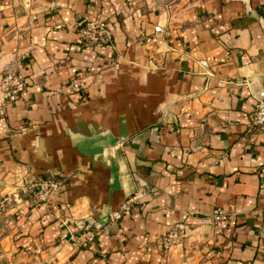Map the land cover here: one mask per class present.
Instances as JSON below:
<instances>
[{
	"label": "crops",
	"instance_id": "0c3cea01",
	"mask_svg": "<svg viewBox=\"0 0 264 264\" xmlns=\"http://www.w3.org/2000/svg\"><path fill=\"white\" fill-rule=\"evenodd\" d=\"M87 20L107 45L80 40ZM263 63L264 0H0V77L27 80L0 113V200L59 184L22 205L14 263L264 264ZM86 225L96 239L77 247Z\"/></svg>",
	"mask_w": 264,
	"mask_h": 264
},
{
	"label": "built area",
	"instance_id": "2783aa9c",
	"mask_svg": "<svg viewBox=\"0 0 264 264\" xmlns=\"http://www.w3.org/2000/svg\"><path fill=\"white\" fill-rule=\"evenodd\" d=\"M79 29L80 40L88 47H101L107 45L111 40V34L103 22L82 21L74 24ZM57 28H61L58 26ZM157 33L162 30L157 29ZM264 76V63L262 65ZM78 84H73L74 89H78ZM27 88L26 78L14 68L10 67L3 71L0 77V92L2 94V102H0V113H3L7 106L15 103L21 94ZM253 126L258 128L264 134V98L258 100L254 110L250 116ZM59 189V184L54 178L40 179L29 187H23L11 197H4L0 200V213L5 210H13L14 220L18 221L23 213L22 205L25 209H32L39 203H45L50 196ZM128 209V203L123 205L118 211L114 212L110 219L112 221L119 220L122 212ZM264 221V213L262 215ZM214 224H219L223 219V213L218 211L212 217ZM186 226L183 223H177L168 229L158 238V246L162 253L168 252L172 247L179 244L185 236ZM260 235L264 237V222L260 231ZM97 227L92 225L83 226L80 232L70 233L69 239L77 247L88 248L96 239ZM91 264H99L93 262Z\"/></svg>",
	"mask_w": 264,
	"mask_h": 264
},
{
	"label": "rangeland",
	"instance_id": "374dc122",
	"mask_svg": "<svg viewBox=\"0 0 264 264\" xmlns=\"http://www.w3.org/2000/svg\"><path fill=\"white\" fill-rule=\"evenodd\" d=\"M8 212L9 210H5L0 213V264H15L10 250L7 249V240L16 220L14 215L10 219Z\"/></svg>",
	"mask_w": 264,
	"mask_h": 264
}]
</instances>
